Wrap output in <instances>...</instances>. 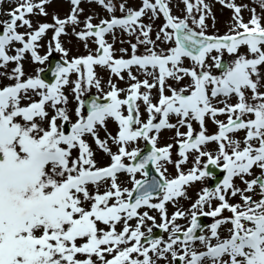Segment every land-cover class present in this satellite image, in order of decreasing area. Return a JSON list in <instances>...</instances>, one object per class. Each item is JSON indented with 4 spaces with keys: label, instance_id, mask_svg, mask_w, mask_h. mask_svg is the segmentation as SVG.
Wrapping results in <instances>:
<instances>
[{
    "label": "snow or ice",
    "instance_id": "1",
    "mask_svg": "<svg viewBox=\"0 0 264 264\" xmlns=\"http://www.w3.org/2000/svg\"><path fill=\"white\" fill-rule=\"evenodd\" d=\"M69 2L67 18L54 15L52 24H40L34 31L21 33L18 28L32 29L26 17L47 16L45 5L51 0H19L7 13L9 19L0 22V69L16 65L11 73H0L15 81L0 87V264H264V23L256 9H250L251 18L244 22L241 12L247 5L217 0L233 11L234 24L225 35L214 36L207 34L211 9L204 0H182L183 16L172 14L171 0H141L138 10L127 7L126 0L118 6L113 0H89L103 7L110 19L93 24L89 16L84 29L73 32L85 48L92 40L96 54L57 64L54 83L40 78L44 69L25 79L21 63L25 54L39 64L48 61L53 51L68 56L59 38L67 34L66 26L80 23L78 15L83 12L81 0ZM259 4L264 9V0ZM117 10L121 17L115 15ZM161 16L164 23L152 39L153 24ZM144 17L150 23H143ZM49 30L55 47L50 42L48 54L42 57L38 42ZM117 31L135 39V43L120 41L131 47L127 59L117 58L113 44L105 39L109 34L115 39ZM15 44L21 47L9 55ZM160 44L174 46L165 49ZM141 46L145 52L138 54ZM120 52L127 55L128 49ZM225 53L233 58L230 63L222 62ZM185 58L191 60V67H184ZM95 66L120 80L126 74L129 87L117 88L109 79L105 93ZM73 73L75 81L70 80ZM185 78L189 83L181 85ZM69 84L77 102L71 113L63 91ZM92 88L103 93L106 102L92 98L86 107L81 97ZM153 89L158 93L155 103ZM121 93L126 94L124 99ZM232 99L236 103H230ZM138 102L144 105L146 121ZM48 108L53 110L51 116ZM222 115L227 116L226 123L217 119ZM172 117L176 123L170 122ZM209 119L218 129L212 135L207 134ZM109 120L118 125L115 136L107 132ZM193 122L199 125L198 132ZM165 129H175V145L158 147ZM101 130L105 139L100 138ZM240 131L245 132L242 141L230 135ZM88 137L110 157L107 166H97ZM141 139L151 146L147 155L139 148L129 150ZM109 140L118 146L117 152H112ZM213 142L218 146L215 154L207 150ZM177 145L179 159L174 161L172 148ZM190 154H194L193 166L185 172L182 166ZM169 164L176 171L173 178L167 175ZM149 165L158 178L150 176ZM215 168L225 174L222 182L198 193L188 210L189 226L182 228L176 221L187 218L188 212L177 207L169 217L166 205L175 207L180 198H188L187 187L211 177ZM254 168L259 175H254ZM137 173L143 179H137ZM120 174L127 175L131 188L122 186ZM236 179L245 187L237 186ZM255 195L260 198L254 199ZM229 196H239L241 202L230 204ZM214 200L219 202L215 207ZM142 208L158 211L161 223L157 225L147 211L141 213ZM225 210L230 217L222 216ZM200 216L213 222L203 226ZM146 221L153 225L148 235L142 231ZM224 225H231L226 238L219 231ZM153 228L168 233L167 239L153 238ZM206 231L208 235L203 234Z\"/></svg>",
    "mask_w": 264,
    "mask_h": 264
},
{
    "label": "rangeland",
    "instance_id": "2",
    "mask_svg": "<svg viewBox=\"0 0 264 264\" xmlns=\"http://www.w3.org/2000/svg\"><path fill=\"white\" fill-rule=\"evenodd\" d=\"M19 2V0H4L3 3H0V22L6 21L9 19L7 13L9 11H11L13 8L16 7V4ZM38 2V0H37ZM114 3L118 4L121 2V0H113ZM227 2V0H226ZM204 3H206L210 9H211V15H208L206 23L208 24V30H207V34L208 35H218V36H223L226 33L229 32L230 27L234 24V21L232 20L233 17V11L230 8H227L223 5H221L220 3L217 2V0H204ZM236 5L238 6H242V5H247V8H244L241 12V15L244 19V22H248L249 19L251 18V11L250 9L255 8L256 9V14L258 16H260L262 18V23H264V9H262L260 7L259 4V0H235ZM126 6L136 9L138 10L139 7L141 6V0H126ZM170 7L172 9V14L176 15V16H183L185 14V5L183 4L182 0H171V4ZM46 11L48 13L47 16H41V15H32L29 17H26L28 19L31 20L32 22V29H27L25 28H18V31L21 33H25L28 31H34L35 29L38 28V26L40 24L43 23H48V24H52L53 21V16H58L60 19H65L69 16L71 9H72V5L70 4L69 0H51L50 4L45 5ZM80 8L83 9V12L80 13L78 15V19L80 21V23L78 25H68L66 26V35H62L59 39L62 43L63 48L68 52V56L65 58L62 56L61 53L58 52H52L54 54H56L58 57L62 58V59H67L69 62H71V60L73 58H78V57H85L87 56L89 53H92L93 55L96 54V48L97 45L95 43L92 42V40L88 41V47L85 48V42L81 41L77 38V36L74 34L73 32V28L75 29V32H80L84 29V21L87 17L92 16V23L93 24H99L100 21L102 19L107 20L110 19V14L100 5H98L97 3H90L89 0H81V4H80ZM116 16L118 15H123V13H121L119 10L116 11L115 13ZM150 15V14H149ZM197 16L199 14H196ZM213 17L215 18L213 20ZM147 18V17H145ZM144 20V18H143ZM147 22L143 21V23L148 24L150 23L149 19L147 18ZM164 20V19H163ZM164 21H162V18L157 19L154 24H153V32H152V39H155L156 37V32L159 30V28L163 25ZM52 36H53V31L49 30L46 35H44L40 41L38 42V47H37V52L40 56H45L48 54L49 52V44L51 42V46L52 48L55 47V42L52 41ZM94 39V38H93ZM105 39L108 41V43L113 44L114 46V51L116 54V57L119 58L121 55H124V58L127 59L128 56L131 54V47L129 45V43L125 42V43H121V40L127 41L129 39L132 40V43H135V39L134 38H129L126 34L117 31L116 32V36L115 39H113V36L111 34L107 35L105 37ZM159 43V42H158ZM160 48H168L170 46H174V45H165V44H160L159 45ZM21 47V45L19 44H15L13 46V50L9 52V55H14L15 48ZM122 48H126L128 49V54L125 55L123 53L120 52V49ZM242 52H246V49L242 48L241 49ZM145 52V48L143 46H141L138 49V54H142ZM215 55V53H214ZM222 59L226 60L228 63H230L232 61V57H230L227 53L224 54V56L222 57ZM22 65H23V71L25 73V79L28 77H36L38 75V69H45L46 65L48 64V61H46L44 64H39V63H34L31 59L30 54H25V59L23 61H21ZM192 62L191 60H186L184 61V67H191ZM16 67L15 63H9L7 65L6 69H0V73H11L12 69H14ZM213 72L215 74H219V71L215 68L212 69ZM95 72L98 76V78L101 79L102 81V88L103 91L106 93L107 91H109V86H108V81L109 79L112 80V83H114L117 88L120 89H127L129 87V84L131 83L130 81H128L127 75L125 74V78L124 80H120L115 76H110V72L109 70H107L106 68H102L100 66H95ZM40 73V72H39ZM134 74L138 75V77L142 80L144 79L143 75L137 72H134ZM77 79V74L73 73L70 77V80L75 81ZM150 79V78H149ZM151 82V79H150ZM15 81L10 80L7 78L6 75H0V87L5 86V85H11L14 84ZM169 84H171L173 87H178V85L176 84L175 81L169 80L168 81ZM187 83H189V79L185 78V80L181 81L180 84L181 85H186ZM72 84H69L68 86H66L64 88V94L67 96L68 98V109L71 112H74V109L77 106V102L75 100L74 97V93L72 92ZM143 91V89H142ZM153 93V102L155 103L156 100L158 99V93L156 89L152 90ZM87 94H95L99 97L103 96V93L98 92L95 88H92L90 90H88L87 92H85V94L81 97V99L84 98L85 95ZM29 95H33L31 92L29 93ZM125 93H121L120 98L124 99L125 98ZM166 95H171L170 92H166ZM38 96H34L33 95V99L38 101ZM25 104L28 103V101H24ZM141 104L140 107V111H141V119L146 121L147 119V113L144 110V105L142 104V102H138ZM230 103H236L235 99H232L230 101ZM220 107H223V105H219ZM59 107V106H58ZM49 112V115L51 116L53 113V110L51 108L47 109ZM124 114L126 115V112L124 111ZM218 120L227 121V116H218L217 117ZM75 121V116L73 115V122ZM158 122V121H157ZM171 123H176V118L172 117L170 120ZM57 123L59 124L60 122L57 121ZM67 126V125H66ZM65 126V127H66ZM68 127V126H67ZM193 127L196 130V132L199 131V125L196 124L195 122H193ZM214 127V128H213ZM206 128H207V133H209L210 135L214 134V129H217V125L214 124L212 122L211 119L206 121ZM181 132H186L187 129L186 128H180ZM107 132L111 133L113 136H115L118 132V125L115 121L113 120H109L107 122ZM100 138L101 139H105L106 137V133L105 131L101 130L100 133ZM233 138L235 139H239V140H243L244 136H245V132L244 131H240L236 134L232 135ZM175 129L172 130H162L161 133L159 134V139H158V143L157 146L158 147H164L168 144H174L175 145ZM89 142H93L91 137L87 138ZM140 144L136 141L133 145L129 146V150H131V148L135 147V148H142V144L144 143V140H139ZM94 143V142H93ZM96 145L93 144V147H95ZM108 146L111 148L112 152H117L118 150V146L113 144L111 140H109L108 142ZM92 147V148H93ZM217 144L215 142L210 143L209 145H207V150L211 151L213 154L216 153L217 151ZM97 152V151H96ZM75 155V153H74ZM179 157L177 156V152H176V146H174L172 148V159L175 161L177 160ZM96 161H97V166H107L110 163V157L105 155L103 152L101 154H97L95 157ZM127 161V160H126ZM125 161V162H126ZM193 161H194V154H190V158H189V162L182 166L183 170L185 172L188 171V169H190L193 166ZM207 163V158H203L201 161V167L203 168V164ZM168 168V173L167 175H169V178H173L176 175V171L174 168V165L169 164L167 165ZM254 175H259L260 174V170L259 169H253ZM137 179L143 178L139 173H137L136 176ZM253 177H248V179H251ZM120 181L122 182V186L123 185H127L128 188L131 187V183L129 182V178L127 177V175H125V177H121L120 176ZM222 182V181H221ZM211 183H212V179L211 177L209 178H205L202 181H197L194 184H192L191 186L187 187V192L186 195L189 198H180L177 205L174 207L172 203H168L166 205L167 208V213L168 216L171 217V215L177 210V207L188 212V210L190 209L191 205L198 199V193L201 192L202 189L204 188H212L211 187ZM235 184L241 188L245 187L239 179L235 180ZM127 186H123V187H127ZM94 187V186H93ZM105 189L102 187L100 189V192L102 193ZM259 195H255L254 199H259ZM236 200V201H235ZM153 203L158 202V200L154 199L152 201ZM228 202L230 204H236V203H240V198L239 196L237 197H228ZM218 201H213V207L218 205ZM209 209L207 208V206H205L204 211L207 212ZM141 213H143L144 211H147L149 216H153L155 217V221L156 224L159 225L161 223V219H160V214L158 211L156 210H152V209H147V208H142L139 210ZM172 213V214H171ZM191 216V213L188 212V216L185 219H180L177 220L176 223L181 225L182 227L184 225H187L188 223V219ZM222 216L225 217H230L231 213L228 212L227 210H225L222 213ZM210 223L208 225H210L213 222V218H209ZM133 226H135L136 221L133 220L130 222ZM149 227H153L152 222L151 221H146L145 222V226L142 228V231L145 232V234H147V229ZM231 227V225H224L221 227V236L223 238H226L229 233L227 231V228ZM120 226H118V230H119ZM219 230V231H220ZM168 234V233H167ZM203 234L208 235L209 233L206 231ZM214 242V241H213ZM199 247V245H197ZM162 262H160L161 264Z\"/></svg>",
    "mask_w": 264,
    "mask_h": 264
},
{
    "label": "water",
    "instance_id": "3",
    "mask_svg": "<svg viewBox=\"0 0 264 264\" xmlns=\"http://www.w3.org/2000/svg\"><path fill=\"white\" fill-rule=\"evenodd\" d=\"M58 63L62 64V62H58ZM54 70H55V67L54 68L50 67L49 70L45 73L46 76H47V78H48L47 79L48 82L51 81L54 78L53 75H52V73L54 72ZM92 98H95V97L89 96V97L86 98V100H85L86 107H87V103L90 102V100ZM100 102H105V101H103L101 99ZM149 153H150V150H149V147H147V150L145 152H143L142 155H147ZM148 171H149L150 176H155L156 177V175L153 173V169H152L151 165H149ZM153 236H156V234H154Z\"/></svg>",
    "mask_w": 264,
    "mask_h": 264
},
{
    "label": "bare ground",
    "instance_id": "4",
    "mask_svg": "<svg viewBox=\"0 0 264 264\" xmlns=\"http://www.w3.org/2000/svg\"><path fill=\"white\" fill-rule=\"evenodd\" d=\"M88 142H89V141H88ZM89 143H90L91 147H93V144H95V143H93V142H89ZM92 149H93V151H95V152L97 151V152H96L97 154H101V153H102V152H100V151L97 150V146L93 147ZM97 154H96V155H97ZM121 175H122V174H121Z\"/></svg>",
    "mask_w": 264,
    "mask_h": 264
}]
</instances>
